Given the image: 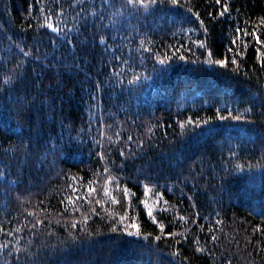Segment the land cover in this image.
Instances as JSON below:
<instances>
[{"label":"trees","instance_id":"1","mask_svg":"<svg viewBox=\"0 0 264 264\" xmlns=\"http://www.w3.org/2000/svg\"><path fill=\"white\" fill-rule=\"evenodd\" d=\"M93 2L100 9L102 0H86V5ZM60 3L67 13L63 17L68 23L65 31L69 33L75 47L66 44L63 37H57L45 29L38 32L33 29L22 30L29 22L36 24L32 17L38 12L29 7L35 4V0H0V87L7 88L0 91V173L5 174L0 176V225L10 230L28 225L16 235L21 238L22 247L31 241L33 251H38L34 258L35 264H169L172 258L162 243L163 253L159 257L150 255L143 249V241L133 243L137 238L109 232L98 218L94 220L100 228L99 235L83 238L67 246L60 244V241L67 239L69 229L55 223L57 212L63 208L59 201L72 194L68 187L75 183L69 178L71 175L78 174L90 180L93 170L101 171L100 166L105 161L96 155L102 150L96 141L105 142V138L97 132L103 123L113 125L108 135H113L115 131H120L125 138L129 134L133 135L132 148L135 149V140L145 134L149 121L156 123L155 117H162L165 124L171 123L169 104L174 112L177 101H180L185 105L180 111H185L196 99L195 93L183 98L175 94L183 90L186 81L195 83L197 92L202 88L208 95L219 94L222 97L225 81L215 74L197 70L195 66H185L181 62L173 67L166 78L156 84L146 82L142 92L130 93L127 86L122 88L115 84V77L109 78L113 69L120 64L113 60L112 54L115 52L122 59L131 58L129 66L139 67L140 53L136 49L140 33L147 32L158 42L162 39L165 43H175L167 13L157 12L146 17L126 14L121 19L128 32L120 29L121 35L131 33L133 42L129 44L126 40H109L108 43L113 47L104 51L105 46L98 43V38L93 40V36L98 37V33L92 26L107 23V20L100 21L89 9L87 31L81 29L77 33L72 28L76 24L73 19L75 13L68 7L71 0H60ZM110 3L119 7L121 0H110ZM191 3L202 15H206L210 7L209 0H191ZM231 3L238 10L233 12V16L238 15L241 21L247 18L255 20L264 15V0H231ZM45 4L53 7L52 0H45ZM115 7L101 11L107 17L115 11ZM229 23L225 20L212 26L210 40L218 53L223 52V46L228 44ZM52 39L57 40L55 45L50 43ZM18 43L32 46L42 59L30 61L23 70L24 76L15 86H4L3 75L16 61ZM241 59L249 69L256 66V74H250V78L241 76L230 82V97L241 110L253 103L259 110L264 101V72L258 67L253 45H249L245 57ZM146 63L150 68V62ZM140 70L143 71L142 68ZM98 81L101 88L96 87ZM21 96L26 101L23 109L17 104V98ZM200 102L196 100V103ZM18 110L22 111L21 116L17 115ZM191 111L195 112L196 109ZM129 117L136 124H132ZM125 121L121 129L119 125ZM169 133L172 134L171 129ZM21 141L29 146L27 154L16 147ZM231 143L241 144L246 158L260 159L264 152V124L258 119L255 125L250 126L249 134L243 141L233 138ZM121 146L123 141L111 145V158L116 166L124 160L117 152ZM221 147L224 149L223 158H226L228 145L222 136H189L177 144H170L162 139L161 130L156 129L151 146L146 145L144 152L137 158L125 160L120 175L135 193L134 208H142L137 201L143 194L140 181H145L156 185L165 199L173 204L178 203L182 214L199 211L201 217H206L199 219V223L205 225V230L201 232L195 225L192 230L202 241L208 235L207 227L217 219L222 221L216 225V234L221 237L219 243L208 245L214 255L194 253L189 243L183 245L192 264H224L228 259L232 264H245L253 257L256 258L255 264H264V252L256 251V241L264 242V237L251 231L264 216V182L260 179L264 169H254V179L235 172L226 175L221 171ZM107 148L105 143L103 150L107 151ZM116 166H113L114 174L118 170ZM18 196L26 202L18 199ZM189 196L196 202L195 209L187 198ZM40 201H43L40 208L51 211L40 212L36 208ZM34 210L41 218L47 216L51 219L49 228L37 226V235L30 234L29 221H34V217L29 213ZM84 210H87V205ZM76 215L78 217L79 214ZM140 219L146 231H156L143 211ZM165 223H168L167 219ZM45 231L51 232V237L45 236ZM246 237L250 239L246 240ZM0 240L5 243L12 241L7 250H0V264H24L23 260L17 262L14 256L7 254L16 247L13 237L0 233Z\"/></svg>","mask_w":264,"mask_h":264},{"label":"snow or ice","instance_id":"2","mask_svg":"<svg viewBox=\"0 0 264 264\" xmlns=\"http://www.w3.org/2000/svg\"><path fill=\"white\" fill-rule=\"evenodd\" d=\"M52 4L53 7H47L45 0H35L34 5H29L31 9L38 12L36 16L32 17L36 24L33 25L29 22L26 28L22 30L33 29L38 32L40 29H45L56 34L57 37H63L66 44H72L75 47L73 40L69 38V33L65 31L68 28V23L63 19L67 15L64 6L60 3V0H52ZM209 5L206 15H202L192 5L191 0H121L119 7H115L110 3V0H102L100 9L95 7L94 2L86 5V0H71L68 7L75 13L73 19L76 20V24H73L72 28L77 33L81 29L87 31L89 9L91 14L98 17L100 21L107 20V23L93 24L92 26L98 33V37L94 35L93 40L95 41L98 38V43L105 46L104 51H108L109 48L113 47L108 43L109 40L113 42L117 39L126 40L129 44L133 42L134 37L131 36V33L121 35L120 29L128 32V28L124 27L121 19L126 14L128 16L139 14L146 17L157 12H165L171 19L172 27L170 31L175 43H165L162 39L158 42L147 32L140 33L141 38L136 49L140 53L139 67L135 65L130 67L131 58L122 59L121 56H117L113 52V60L119 61L120 64L113 69L109 78L115 77L114 82L116 85L122 88L127 86L130 93L142 92L146 87V82L156 84L166 78L175 65L182 62L185 66H195L197 70L215 74L223 79L225 89L223 97L219 94L212 96L208 95L202 88L197 92L198 86L195 83L186 81L183 90L175 94L183 98L195 93L196 99L185 111H180L185 107L180 101H177V109L174 112L169 104L168 112L171 123L165 124L162 117H155L156 123L149 121L145 134L136 138L135 149L132 148L133 135L129 134L125 138L120 131L108 135V131L113 128V125L106 122L103 123L102 127H98L97 132L105 138V142L96 141L102 149L96 155L105 163L100 166L101 171H92V179L90 180L78 174L69 177L75 182L68 185L72 194L59 201L63 208L57 212L55 220L57 225L63 224L64 228L69 229L67 239L60 241V244L67 246L77 243L83 238L99 235L100 228L96 226L94 220V218H98L99 222L104 224L109 232L137 238L132 241L133 243L139 244L143 241L142 247L150 255L159 257L164 251V248L161 247L162 243L169 250L168 255L172 258L169 264H192L191 257L183 248L185 243H189L193 247L194 253L214 255L208 245L215 246L219 243L221 237L216 234V225H220L221 220L217 219L207 227L208 235L202 241L200 236L195 235L192 230L193 225L199 228L201 232L205 230V225L199 223V219H206V217H201L199 211L182 214L179 211L178 203L173 204L165 199L164 194L157 190L156 185L145 181H140L143 194L137 201L142 208H134L133 197L135 193L127 182L122 181L120 175L125 160L137 158L140 153L144 152L146 145L151 146L156 129L161 130L162 139H166L170 144H177L183 138L189 136L195 138L222 136L224 143L228 145L226 158H223L224 149L221 147V171L226 175L235 172L247 176L249 179H254L256 176L254 169H264V152L261 153L258 160L255 158L248 159L243 155L241 144L231 143L233 138L243 141L249 134L250 126L255 125L258 119L259 122L264 124V101L261 102L259 110L255 108V103L244 106L241 110L240 107L236 106L237 102L230 97L228 91L230 82L241 76L250 78V74H256V66L249 69L242 63L241 59L245 57L250 44L253 45L258 67L261 72H264V38H262L264 37V15L258 16L255 20L247 18L241 21L238 15L233 16V12L238 10L233 8L231 0H209ZM114 7L115 11L107 17L101 11L104 8ZM28 15L31 16L32 13L29 12ZM225 20L230 21L228 24L229 32L227 33L228 44L223 46V52L218 53L213 41L210 40L213 31L212 26L214 23ZM77 24H79V27H77ZM133 31H136V29H133ZM193 36L196 38L193 39ZM177 37H180V39H176ZM85 39H87V36H85ZM50 43L55 45L57 40L52 39ZM16 48L18 49L16 61L3 75L4 86H15L24 76L25 66L32 60L41 61L42 59L40 55L33 51L32 46L18 43ZM129 51L131 52V49ZM145 53L148 55L146 56ZM146 61L150 62V68ZM141 68L143 71L140 70ZM33 82L35 83V81ZM96 87H102L99 81L96 83ZM5 90H7L6 87H0V91ZM196 100L201 102L196 103ZM25 103L23 96L17 98L20 109L24 108ZM193 108L196 109L195 112L191 111ZM22 114V111L18 110L17 115L21 116ZM129 120H131V117H129ZM124 123L126 121L121 122L119 125L121 129ZM131 123L136 124V121L131 120ZM169 129H171V135ZM121 141H123V146L119 147L117 152L124 160L116 166L111 158V145L114 143L119 144ZM105 143L108 145L107 151L103 150ZM16 147L27 154L29 146L25 142L21 141ZM224 165H230V167H224ZM113 166L118 169L115 174L113 173ZM3 175L5 174L0 173V176ZM260 179L264 182V171H261ZM187 198L192 201V207L195 209L197 205L193 197L189 196ZM18 199L26 202L23 197L18 196ZM40 203H43V201L38 202L36 205L40 212L51 211V209L40 208ZM85 205H87L86 211L84 210ZM141 211L155 226V232H149L143 228L140 219ZM77 213L79 214L78 217ZM164 214L169 215L165 216ZM29 215L34 217V221H29L31 235L38 234V225L45 229L50 227L51 219L49 217L41 218L35 210ZM166 219L168 223H165ZM46 220L48 223H45ZM90 221H92L91 224ZM27 226H18L14 230H10L0 225V233H4L6 237H13L16 242V247L7 253L9 256H14L17 262L23 260L24 264H35L34 258L38 255V251H33L31 241L22 247L20 244L21 238L16 235L24 231ZM177 228H179V231H177ZM251 231L253 234L258 233L260 237H264V216L261 217V223L255 225ZM221 232H223V229H221ZM44 235L51 237L52 233L45 231ZM245 239L250 238L246 237ZM10 243H12L11 240L7 243L0 240V250H7ZM256 244L258 245L256 251L264 252V242L257 240ZM255 259L253 257L247 260L245 264H255ZM224 264H232V261L228 259L224 261Z\"/></svg>","mask_w":264,"mask_h":264}]
</instances>
